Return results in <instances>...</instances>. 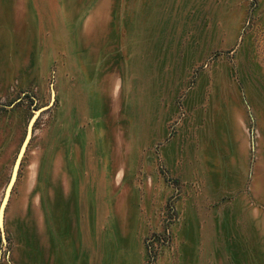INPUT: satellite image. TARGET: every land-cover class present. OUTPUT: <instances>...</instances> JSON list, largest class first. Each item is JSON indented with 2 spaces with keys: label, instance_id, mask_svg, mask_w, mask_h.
<instances>
[{
  "label": "rangeland",
  "instance_id": "obj_1",
  "mask_svg": "<svg viewBox=\"0 0 264 264\" xmlns=\"http://www.w3.org/2000/svg\"><path fill=\"white\" fill-rule=\"evenodd\" d=\"M32 119L0 264H264V0H0V204Z\"/></svg>",
  "mask_w": 264,
  "mask_h": 264
},
{
  "label": "water",
  "instance_id": "obj_2",
  "mask_svg": "<svg viewBox=\"0 0 264 264\" xmlns=\"http://www.w3.org/2000/svg\"><path fill=\"white\" fill-rule=\"evenodd\" d=\"M42 110L43 109L39 110L36 113V115H38ZM34 122H35V119H32L31 122L29 123L28 127H27L24 141H23V143H22V145H21V147L19 149V152L17 154L15 163L13 165V169H12V173H11V176H10L9 183H8V185L6 187L3 200H2V202L0 204V227H2V224H3L5 207L7 205V202H8L12 187H13L15 181H16L17 174H18V171H19V168H20V164H21L22 158H23V156L25 154V151L27 149V146H28L29 141H30L31 136H32V129H33Z\"/></svg>",
  "mask_w": 264,
  "mask_h": 264
}]
</instances>
